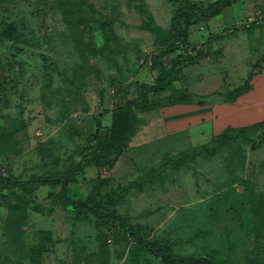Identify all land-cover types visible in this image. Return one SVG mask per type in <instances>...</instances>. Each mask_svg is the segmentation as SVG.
Returning a JSON list of instances; mask_svg holds the SVG:
<instances>
[{"label": "rangeland", "instance_id": "obj_1", "mask_svg": "<svg viewBox=\"0 0 264 264\" xmlns=\"http://www.w3.org/2000/svg\"><path fill=\"white\" fill-rule=\"evenodd\" d=\"M214 1L0 0V264H170L129 228L175 253L264 264V125L217 153L215 140L193 147L211 137L193 144L191 130V142L131 141L112 169L90 165L79 191L120 220L66 204L58 186L8 179L72 174L160 74L153 57L168 47L176 9ZM241 1L182 24L160 59L172 85L151 100L223 99L264 72V23L242 24L264 0ZM155 111L138 114L146 123Z\"/></svg>", "mask_w": 264, "mask_h": 264}, {"label": "trees", "instance_id": "obj_2", "mask_svg": "<svg viewBox=\"0 0 264 264\" xmlns=\"http://www.w3.org/2000/svg\"><path fill=\"white\" fill-rule=\"evenodd\" d=\"M240 0H215L206 7H201L196 3H186L185 6H180L176 9L172 21V28L170 31V38L166 41L168 47L162 50L159 54L153 57L154 64L160 70L153 83H144L141 85V92L138 98L129 100L123 106L122 111L116 112L113 115V123L110 128V138L104 140L100 145H92L84 150V159L77 165L72 174L68 176H36L26 180H21L14 175H9L8 179L15 185L21 187H33L38 185H54L60 187L63 199L66 204L73 205L80 210H87L92 212L99 220H120L114 214H105L98 210L94 199L89 194L82 195L79 191V184L85 177V170L93 165L98 169L104 168L110 170L114 167L116 161L129 147L130 142L136 135L140 125L144 124V120L139 116V112H149L160 107H165L175 104H190L192 103L191 94H182L180 96L170 95L166 99L151 100L150 95L168 90L171 87V82L167 78L166 71L160 63V59L169 53L171 44L176 42L180 34L182 24L190 26L198 19H210L222 14L226 9L230 8ZM255 75V74H254ZM252 73L244 85L239 86L235 90L219 94L225 96L226 101H236V99L244 92L248 91L250 81L254 76ZM200 105L206 103V100L198 101ZM264 121L247 127H227L214 140L217 145L208 151L221 152L225 146L230 145L238 139H244L249 142L247 137L248 131L257 126H263ZM93 157L90 159L91 152ZM4 177L0 173V178ZM129 228V227H128ZM130 233L137 239L138 245L158 252L166 262L170 264H226L217 262L209 255L203 256H188L175 253L174 250L165 244L156 240H145L139 238L132 228H129Z\"/></svg>", "mask_w": 264, "mask_h": 264}, {"label": "crops", "instance_id": "obj_3", "mask_svg": "<svg viewBox=\"0 0 264 264\" xmlns=\"http://www.w3.org/2000/svg\"><path fill=\"white\" fill-rule=\"evenodd\" d=\"M245 1L242 0L240 4L243 5ZM256 1L263 2V0ZM250 86L248 91L242 93L233 102L208 95L204 98L206 103L203 105L192 102L160 107L153 112V118L147 119L146 123L139 126L132 144L146 146L156 140L178 134L189 140L193 130L197 131L194 132L197 139L192 140L193 144L211 137L210 141L193 146L198 147L213 141L227 127H247L262 122L264 121V72L255 74ZM174 141L175 139L171 142Z\"/></svg>", "mask_w": 264, "mask_h": 264}, {"label": "built area", "instance_id": "obj_4", "mask_svg": "<svg viewBox=\"0 0 264 264\" xmlns=\"http://www.w3.org/2000/svg\"><path fill=\"white\" fill-rule=\"evenodd\" d=\"M255 23V24H263L264 23V11L259 10L256 14H254V16L250 17L249 19H247L245 22H243L242 24H248V23ZM250 25V24H249ZM248 25V26H249Z\"/></svg>", "mask_w": 264, "mask_h": 264}]
</instances>
